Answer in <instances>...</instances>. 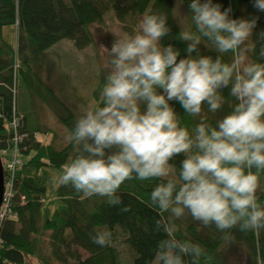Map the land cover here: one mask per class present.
Returning <instances> with one entry per match:
<instances>
[{
    "label": "clouds",
    "instance_id": "obj_1",
    "mask_svg": "<svg viewBox=\"0 0 264 264\" xmlns=\"http://www.w3.org/2000/svg\"><path fill=\"white\" fill-rule=\"evenodd\" d=\"M253 7L264 12V0ZM188 9L195 31L179 33L183 54L162 43L172 31L162 12L144 14L139 31L112 41L101 106L76 117L65 137L75 154L53 178L85 198L106 197L113 207L123 203L118 191L126 180H160L151 202L170 216L154 221L165 238L145 264H198L206 255L200 244L175 235L173 220L186 212L204 227L214 225L226 242L234 239L228 230L264 229L257 196L264 172V63L250 58L255 45L247 43L259 17L232 18L231 7L222 10L214 0H191ZM202 38L218 53H233L231 62L202 54ZM258 55L264 59V45ZM225 89L236 103L215 126L204 117L191 132L181 126L176 104L194 117L205 104L216 113ZM181 155L177 169L171 162ZM90 239L106 247L112 233L98 231ZM257 264H264L259 256Z\"/></svg>",
    "mask_w": 264,
    "mask_h": 264
},
{
    "label": "trees",
    "instance_id": "obj_2",
    "mask_svg": "<svg viewBox=\"0 0 264 264\" xmlns=\"http://www.w3.org/2000/svg\"><path fill=\"white\" fill-rule=\"evenodd\" d=\"M181 2L191 19L188 9L191 0ZM214 3H220L222 10L231 7L232 18L259 17L249 43L255 45V51L249 56L264 63L258 55L264 45V38L260 36L264 30V12L253 7L254 0H214ZM108 11H112L122 23L129 17L138 20L146 13H165L172 31L162 43H173L183 54L186 45L179 39L182 31L175 18L173 0H0V148L8 149L12 144L14 131L10 125L17 120V133L22 138L19 151L24 159L15 174L8 215L0 223V264H30L29 258L35 256L39 257L41 264H124L115 244L118 233L125 237L135 255L131 264H145L146 260L154 258L157 242L165 238L162 231L157 233L154 230V221L167 220L170 212L160 210L150 198L160 180H126L118 191L123 203L116 207L110 206L106 197L85 198L70 186L55 185L50 181V174H60L61 165L75 154V145L69 144L58 150L52 143H45L39 138L47 132L30 128L27 124L29 117L18 109L20 82L19 90H24L25 94H36L42 101L56 104L57 110L61 111L58 113L60 122L71 131L76 117L44 84L40 68L46 52L62 41H70L80 50L91 45L94 41L92 27L103 24ZM11 28L16 29L15 45L8 40L14 35L6 34ZM190 30L195 31L192 19ZM201 50L204 55H221L225 62H231L233 58L231 52L218 53L205 38L201 40ZM43 87L48 88L45 93L40 91ZM222 96L224 103L218 112H209L205 104L201 116L197 117L186 114L176 104L181 126L191 132L201 117L215 126L236 103L229 89H225ZM95 97L100 101L99 93ZM182 158L183 155L176 157L171 163L178 169ZM259 175L258 203L264 206V172ZM123 206H130L131 211L121 212ZM185 216L173 220L177 227L176 237L198 243L205 249L206 255L198 264H221L226 244L224 234L214 225L205 232L190 214L186 212ZM105 230L112 233L111 244L106 247L94 244L90 234ZM42 232L49 234L47 240L51 250V255L45 258L38 252ZM228 232L234 237L231 243L247 249L255 264L258 256L264 260V229L258 233L238 229ZM74 246L86 251L89 257L83 259L72 250Z\"/></svg>",
    "mask_w": 264,
    "mask_h": 264
},
{
    "label": "rangeland",
    "instance_id": "obj_3",
    "mask_svg": "<svg viewBox=\"0 0 264 264\" xmlns=\"http://www.w3.org/2000/svg\"><path fill=\"white\" fill-rule=\"evenodd\" d=\"M173 1L175 3V18L181 31L190 30L191 19L187 10L181 0ZM141 18L136 20V18L129 17L125 23H122L112 11H108L103 24L92 27L94 41L88 47L80 50L72 42L62 41L46 52L45 60L40 68V77L55 97L74 113L75 117L81 114L84 109L99 106L101 97L99 94L100 101H98L95 94L100 93V88L105 83L104 77L107 74L106 64L110 59L111 43L124 33L135 34L139 31ZM15 31V28L6 30V34L11 37L14 35L13 38H10L11 40L8 39L14 45L16 42ZM247 43H250V37ZM19 86L20 82H18L17 88L18 109L21 114L29 117L28 126L47 132L40 135L39 138L45 143H52L58 150L67 147L70 143L65 137L69 131L59 120L58 113L61 114V111L57 110V105L42 101L36 94H25L24 90H19ZM44 87L40 88L42 93L47 91V87ZM20 159L23 163L24 159L21 155ZM50 175V181L57 185L58 183L54 182L53 178L58 175L54 173ZM198 223L200 229L202 228L205 232L209 230L208 227ZM38 225L40 226L41 223L39 222ZM48 237V233L42 232V235H39L38 252L42 258L51 255ZM115 244L120 252L122 262L131 264L135 255L121 233H118ZM72 250L80 254L83 259L89 257V254L79 247L74 246ZM39 260V257L35 256L29 258L28 262L41 264ZM221 264H255V262L242 245L226 242L222 250Z\"/></svg>",
    "mask_w": 264,
    "mask_h": 264
},
{
    "label": "built area",
    "instance_id": "obj_4",
    "mask_svg": "<svg viewBox=\"0 0 264 264\" xmlns=\"http://www.w3.org/2000/svg\"><path fill=\"white\" fill-rule=\"evenodd\" d=\"M10 129L14 131V138L12 139V144L8 149L0 148V159L3 166L4 171V179H5V193L2 205L0 207V223L5 219L8 215V204L10 198L12 197V189L15 179V174L17 169L22 165V161L20 159V151H19V143L22 138L18 135V121L15 120L11 123Z\"/></svg>",
    "mask_w": 264,
    "mask_h": 264
},
{
    "label": "water",
    "instance_id": "obj_5",
    "mask_svg": "<svg viewBox=\"0 0 264 264\" xmlns=\"http://www.w3.org/2000/svg\"><path fill=\"white\" fill-rule=\"evenodd\" d=\"M4 193H5L4 171H3V166H2L1 159H0V207L3 202Z\"/></svg>",
    "mask_w": 264,
    "mask_h": 264
}]
</instances>
